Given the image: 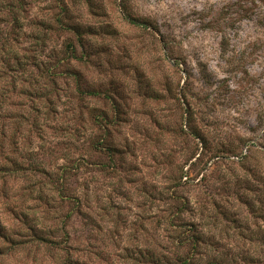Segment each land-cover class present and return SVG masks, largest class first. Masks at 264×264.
Segmentation results:
<instances>
[{"label":"rangeland","instance_id":"obj_1","mask_svg":"<svg viewBox=\"0 0 264 264\" xmlns=\"http://www.w3.org/2000/svg\"><path fill=\"white\" fill-rule=\"evenodd\" d=\"M7 10L0 264H264V0Z\"/></svg>","mask_w":264,"mask_h":264},{"label":"trees","instance_id":"obj_2","mask_svg":"<svg viewBox=\"0 0 264 264\" xmlns=\"http://www.w3.org/2000/svg\"><path fill=\"white\" fill-rule=\"evenodd\" d=\"M22 2H23V0H5V6L8 9L7 11H8V13L10 15H12L14 17L15 21H18L17 15H16L17 12H15V10L18 8L19 5L22 4ZM1 37H2V35H1V30H0V41H1ZM3 44L4 43H2V45ZM4 46H5V44L3 45V47ZM8 54H10V53H8ZM8 54H6V55H8ZM12 58L13 57H11V59ZM72 58L77 59L76 52H75L74 49L71 50V56H70L69 60L72 59ZM91 95H95V93H93ZM107 151L109 152L110 156H115L116 149L113 148L112 146H109V148H107ZM244 158H247V156H245ZM262 204H264V195H263V198H262ZM181 207L186 208V204L184 202H182V201H181ZM251 208L254 209V211H258L259 215L264 218V208L263 207L259 206L257 208L256 205H253V206H251ZM0 233H1V230H0ZM186 233L188 235L186 240H184L182 238H180V240L182 242L183 241L184 242L187 241L186 243L191 245L192 248H194V249H196V247L201 242H203L204 240H207L205 238V236H204V233L200 232V230H198V226H196V225L193 227V229H187ZM180 237H182V236H180ZM190 259L191 258L189 256L187 258H183V259L180 260V264H188L189 263L188 260H190ZM209 264H224V263H222V262L219 263L216 260H212V262H210Z\"/></svg>","mask_w":264,"mask_h":264}]
</instances>
